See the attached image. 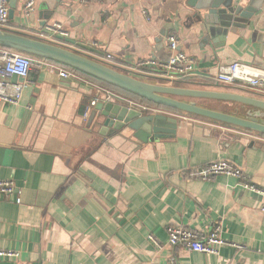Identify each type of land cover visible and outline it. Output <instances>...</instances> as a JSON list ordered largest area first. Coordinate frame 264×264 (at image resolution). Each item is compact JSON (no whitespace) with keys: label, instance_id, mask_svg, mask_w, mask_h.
<instances>
[{"label":"crops","instance_id":"0c3cea01","mask_svg":"<svg viewBox=\"0 0 264 264\" xmlns=\"http://www.w3.org/2000/svg\"><path fill=\"white\" fill-rule=\"evenodd\" d=\"M27 1H18L8 31L46 36L93 60L112 54L131 66L169 59L167 38L175 34L197 62L198 75L186 81L193 88L264 100V90L213 80L219 66L233 62L264 70V6L245 29L215 45L193 26L187 0H35L36 11L25 16ZM52 26L61 30L48 35ZM90 81L34 67L19 104L0 102V181L16 187L14 197L0 199V251L20 254L0 264H169L173 257L178 264H264L263 197L229 176L187 177L228 160L264 190V136L156 107L178 119L177 131L145 143L129 128L90 124L91 103L113 91ZM196 102L231 114L237 106ZM217 225L226 242L242 247L223 246L216 256L168 242V227L203 233Z\"/></svg>","mask_w":264,"mask_h":264},{"label":"water","instance_id":"95a60500","mask_svg":"<svg viewBox=\"0 0 264 264\" xmlns=\"http://www.w3.org/2000/svg\"><path fill=\"white\" fill-rule=\"evenodd\" d=\"M18 1L9 0L10 20L18 11ZM186 6L192 12L193 26L205 36L204 42L212 41L217 45L229 34L235 35L238 30L245 29L263 9L264 0H187ZM48 20L47 17L42 21V30ZM0 46L66 66L157 106L264 136V100L193 88L196 83L190 82L174 86L141 81L78 52L8 30L0 31ZM197 100H213L228 103L230 107L237 106L232 114L224 113L201 107ZM95 120L105 130L129 128L145 143L175 135L178 125V119L174 116L143 112L120 102L104 100H98L94 106L90 124Z\"/></svg>","mask_w":264,"mask_h":264},{"label":"built area","instance_id":"2783aa9c","mask_svg":"<svg viewBox=\"0 0 264 264\" xmlns=\"http://www.w3.org/2000/svg\"><path fill=\"white\" fill-rule=\"evenodd\" d=\"M107 1L109 0H80L82 4L104 3ZM9 10V0H0V31L9 29ZM35 11V0H28L24 6V15L30 16ZM143 14L146 16L147 20L150 21L149 13L144 11ZM57 29L61 30V27H49L47 29V34L49 35L48 32H53ZM63 35H65V33H63ZM40 38H46L47 40L44 41L51 43V40L46 36L41 35ZM36 39L38 38L36 37ZM41 40L43 41V39ZM167 43L168 50L171 54L170 58L167 60L148 58L131 66L121 64L112 54H105L97 61L138 80H154L157 84H182L197 76V62L193 57L181 51L178 37L175 34L169 35ZM41 66L47 67L51 72H58L60 78H74L81 82L94 85L90 81V78L79 75L69 69L62 68L57 63L25 55L18 51L0 46V102L10 105L19 104L25 88L24 81L28 79L34 67ZM15 79L20 81H16ZM213 80L218 84L226 86L264 90V70L241 62H233L219 66L217 75ZM105 101L120 102L143 112H161V110L156 109V107L148 106L140 101H133L122 93L114 90L107 92ZM97 102L98 100L92 102L91 107L94 108ZM90 108H88V110H90ZM86 116H88V114ZM220 175L235 178L238 181L239 187L256 193L264 199V190L257 187L242 168L228 160L212 162V164L207 166L204 170L190 173L187 177L208 180ZM15 193L16 187L12 181H0V199L9 200L11 197L15 196ZM20 201L19 198L16 199L17 203H20ZM261 211L264 213V201L261 206ZM166 232L168 235V242L172 247L180 246L191 252L201 254L218 256L223 246H231L238 249L242 247L237 244L226 242L222 235V227L219 225L203 233L181 226L168 227ZM150 238L156 245L158 244L155 238ZM19 258L20 254L17 252L0 251V260H17ZM169 264H178V261L173 257L170 259Z\"/></svg>","mask_w":264,"mask_h":264},{"label":"trees","instance_id":"16d2710c","mask_svg":"<svg viewBox=\"0 0 264 264\" xmlns=\"http://www.w3.org/2000/svg\"><path fill=\"white\" fill-rule=\"evenodd\" d=\"M64 67H65L66 69H69V70L75 72V73H78L79 75H83V76L88 77V78H90V79H92V80H95V81L98 82V83L100 82V83H102V84H105L109 89H112V90H114V91H117V92L122 93V94H125V95H128V96H130V97H132V98H134V99H136V100H138V101H140V102H142V103H145V104H148V105H151V106H155V107H160V106H157V105H155V104H153V103H150V102H148V101H146V100H143V99H140V98H138V97H136V96H133V95H131V94H128V93H126V92H124V91H122V90H119V89L115 88V87H112V86H110V85H108V84H106V83H104V82H102V81H100V80H98V79H95V78H93V77H90V76H88V75H85V74H83V73H81V72H78V71L73 70V69H71V68H68V67H66V66H64Z\"/></svg>","mask_w":264,"mask_h":264},{"label":"flooded vegetation","instance_id":"af4514ba","mask_svg":"<svg viewBox=\"0 0 264 264\" xmlns=\"http://www.w3.org/2000/svg\"><path fill=\"white\" fill-rule=\"evenodd\" d=\"M262 136V135H261Z\"/></svg>","mask_w":264,"mask_h":264},{"label":"rangeland","instance_id":"374dc122","mask_svg":"<svg viewBox=\"0 0 264 264\" xmlns=\"http://www.w3.org/2000/svg\"><path fill=\"white\" fill-rule=\"evenodd\" d=\"M187 115V114H186Z\"/></svg>","mask_w":264,"mask_h":264}]
</instances>
